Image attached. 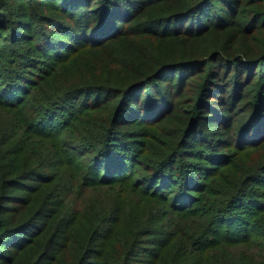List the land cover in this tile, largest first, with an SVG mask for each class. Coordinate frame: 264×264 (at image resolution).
<instances>
[{"label":"trees","instance_id":"16d2710c","mask_svg":"<svg viewBox=\"0 0 264 264\" xmlns=\"http://www.w3.org/2000/svg\"><path fill=\"white\" fill-rule=\"evenodd\" d=\"M10 1L0 0V110L43 136L89 114L75 143L88 155L84 186L126 184L137 200L88 223L64 221V264H163L179 243L175 264L203 248L252 250L250 217L264 218V0ZM31 69L55 75L54 91L41 94ZM10 145L0 142V264H52L39 254L43 226L31 227L43 211L12 192H30L44 166ZM227 149L252 160L217 199L193 200L228 166ZM179 220L195 223L179 231ZM253 255L237 264H259Z\"/></svg>","mask_w":264,"mask_h":264},{"label":"rangeland","instance_id":"374dc122","mask_svg":"<svg viewBox=\"0 0 264 264\" xmlns=\"http://www.w3.org/2000/svg\"><path fill=\"white\" fill-rule=\"evenodd\" d=\"M9 3L10 5L13 4V8L16 7L14 0ZM27 46L33 48V43H26L25 47ZM29 73H31L30 79H33L34 76L39 78L37 84L41 94H45L47 91L48 93L54 91L55 75H45L34 69L29 70ZM33 96L35 95L32 93L27 97V100L32 105H35L31 102ZM83 115L79 116V114H74L71 118L68 116L65 119L67 120L66 124L59 132L47 129L43 130V136L35 129L30 128V125H26L22 121L21 115L17 114V112L0 110V142L6 145L10 142V148L15 145L13 153H20L18 154L20 158L23 156L28 157L27 160L29 161H38L39 159L44 166L42 170L44 171L45 177L42 182H28V186L31 187L30 192H21L18 190H12V192L20 198H28L30 202L33 200L36 208L40 207L43 211V215L37 222L31 224V227L33 228L32 231L35 232L36 229L39 231L43 226L44 230L37 238V245L40 246L39 254H45L53 259L54 261L50 262L52 264H64V221L69 223L75 219L77 223H81V221L88 223L90 222V217H95L99 214L105 218L104 215H107L112 209H115V206L123 205V208L131 209L137 205L136 198L129 194L126 184L114 185L112 189L84 186L82 177L84 170L82 165L86 164L88 155L84 154L80 156L79 153H82L81 149L75 147L77 143L80 142L81 144L84 138L82 128L87 124L88 119L86 116L89 114ZM38 123L36 122L35 124ZM141 139L142 136H139L134 140L141 143ZM69 143L74 144L70 150L67 148L68 145L66 146ZM224 152L228 153L231 157L230 163L228 166L221 168L219 176L209 178L205 182L202 193H193V200H197L198 196L211 201L217 199L213 193L221 190L222 183L231 181L235 176L240 175L244 170L245 164H248V160H252L253 156L252 154L246 155L240 153L233 158L232 150L227 149ZM68 162L70 164L66 165L65 163ZM144 162V157L139 156L137 163L141 165ZM135 171L136 174L132 179L134 182L139 183L141 182L140 176L144 175V170L139 166H135ZM157 207V204H147L144 206V210H155ZM261 217H264V215ZM250 220L255 222L257 220L259 225L253 232L254 237L248 241L251 244L252 250H248L247 247H235L232 249L220 248L212 251L204 250L203 248L194 253L191 251L187 255L190 257V264H237L238 257L239 259H247L251 255L253 262L258 261V259L254 258L253 251L260 257L259 264H264V258L260 256H264L261 252L264 249V238L262 239L260 237L263 234L262 225H264V218H255L253 216L250 217ZM184 223L185 221H178L177 229L179 231L187 228V226L189 230L195 221L190 222L189 225H185ZM128 224L129 221L126 222V228L130 227ZM165 225L162 224L161 226ZM161 226H159V230H162L160 229ZM120 230L124 231V229ZM74 235L79 239L82 236L78 229ZM218 236H224V229L221 231L218 230ZM24 237L26 238L25 242H27L29 239L31 240L32 236L26 234ZM261 241L262 243H260ZM236 243L242 244L241 242ZM179 247L181 248L183 245L180 243L176 244V246L167 252L163 264H175L176 261L183 257L184 249H180ZM257 249L260 251V254ZM136 256L143 259L142 254L137 252L133 258L134 261L137 259ZM178 264L181 263L179 262Z\"/></svg>","mask_w":264,"mask_h":264}]
</instances>
